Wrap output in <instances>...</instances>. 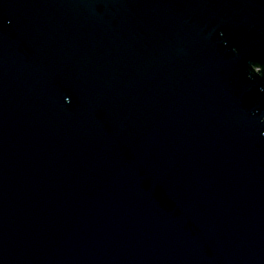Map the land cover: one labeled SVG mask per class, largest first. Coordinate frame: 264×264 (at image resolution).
Wrapping results in <instances>:
<instances>
[{
    "label": "water",
    "instance_id": "95a60500",
    "mask_svg": "<svg viewBox=\"0 0 264 264\" xmlns=\"http://www.w3.org/2000/svg\"><path fill=\"white\" fill-rule=\"evenodd\" d=\"M0 264H264V0H0Z\"/></svg>",
    "mask_w": 264,
    "mask_h": 264
}]
</instances>
